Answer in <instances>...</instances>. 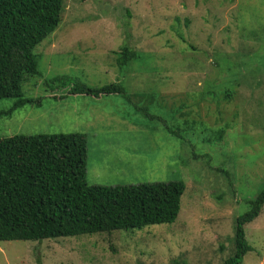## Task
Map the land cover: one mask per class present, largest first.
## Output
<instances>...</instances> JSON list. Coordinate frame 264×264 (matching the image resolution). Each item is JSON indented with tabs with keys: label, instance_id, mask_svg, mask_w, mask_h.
Masks as SVG:
<instances>
[{
	"label": "rangeland",
	"instance_id": "374dc122",
	"mask_svg": "<svg viewBox=\"0 0 264 264\" xmlns=\"http://www.w3.org/2000/svg\"><path fill=\"white\" fill-rule=\"evenodd\" d=\"M124 46L140 57L119 68L112 57ZM35 52L43 76L22 87L34 103L0 117V139L84 133L90 185L182 181L186 190L172 224L0 242V264L231 258L234 225L264 189V0H66L61 25ZM55 77L91 88L121 82L142 97L69 99L73 85ZM15 102L0 99V112ZM245 230L253 250L243 264H264V207Z\"/></svg>",
	"mask_w": 264,
	"mask_h": 264
},
{
	"label": "trees",
	"instance_id": "16d2710c",
	"mask_svg": "<svg viewBox=\"0 0 264 264\" xmlns=\"http://www.w3.org/2000/svg\"><path fill=\"white\" fill-rule=\"evenodd\" d=\"M65 8L66 0H0V99H16L8 111L0 112V117L12 116L16 110L34 103L24 97L22 87L28 79L43 76L35 51L61 25ZM181 39L185 40L182 36ZM139 57L137 51L124 46L114 52L112 59L119 68H126ZM193 66L196 67L187 63V69ZM49 82L73 85L69 99L80 95H123L132 103L133 96L142 97L129 95L121 82L97 88L60 77ZM231 97L227 94L225 100H235ZM227 130L225 126L217 132L220 139H224ZM88 156L84 133L0 139V242L104 233L107 236L116 231L137 233L177 220L186 190L184 182L90 185ZM249 204L251 210L234 225L235 251L224 264H243L244 257L253 250L245 227L260 216L264 189ZM175 264H187V260L176 259Z\"/></svg>",
	"mask_w": 264,
	"mask_h": 264
},
{
	"label": "clouds",
	"instance_id": "9594fccd",
	"mask_svg": "<svg viewBox=\"0 0 264 264\" xmlns=\"http://www.w3.org/2000/svg\"><path fill=\"white\" fill-rule=\"evenodd\" d=\"M258 218V217H257Z\"/></svg>",
	"mask_w": 264,
	"mask_h": 264
}]
</instances>
